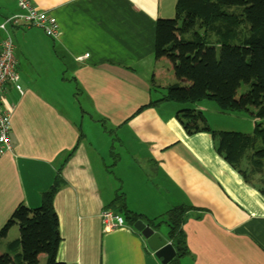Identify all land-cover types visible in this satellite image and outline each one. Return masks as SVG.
Masks as SVG:
<instances>
[{"label": "crops", "instance_id": "1", "mask_svg": "<svg viewBox=\"0 0 264 264\" xmlns=\"http://www.w3.org/2000/svg\"><path fill=\"white\" fill-rule=\"evenodd\" d=\"M31 2L56 16L59 31H8L22 92L13 84L5 90L12 129L0 154V230L19 204L39 206L59 177L58 261L162 264L129 221L105 231L100 218L103 209H119L112 204L119 194L143 218L161 216L162 178L173 204L193 208L183 225L190 251L183 264H264L260 175L246 180V160L236 168L217 152L212 129L189 134L177 118L181 106L162 100L173 83L195 85L207 57L203 47L182 56L157 42L159 18L173 19V31L184 33L177 0ZM19 11L17 0H0V23ZM5 36L0 30V43ZM252 79L236 77L230 93L237 102L247 97L243 109L254 114ZM158 231L169 241L167 226ZM19 235L14 224L0 236V259L13 256L9 244ZM38 258L45 264L46 252Z\"/></svg>", "mask_w": 264, "mask_h": 264}, {"label": "trees", "instance_id": "2", "mask_svg": "<svg viewBox=\"0 0 264 264\" xmlns=\"http://www.w3.org/2000/svg\"><path fill=\"white\" fill-rule=\"evenodd\" d=\"M177 9V15L185 14L183 32L189 37L173 31V19L159 18L157 42H166L168 50L182 56L192 55L201 47L207 55L195 85L185 87L173 83L162 97V100L183 104L177 118L186 131L189 134L212 132L206 119L194 107L204 98L218 102L224 112L245 108L247 97L237 102L230 93L236 77L255 78L251 81L252 98L258 104L253 115L256 119H264V0H177ZM186 59L184 64H187ZM216 150L236 168L246 160L245 179L248 180V175L259 174L264 193V125L255 123L250 133L220 131ZM59 185L57 177L43 192L39 206L30 208L19 204L16 207L0 230V236L6 235L14 224L19 225L20 235L9 244L13 256L0 259V264H40L39 251L47 254L45 264H67L57 259L61 236L53 199ZM113 203L119 204V209L115 210L133 226L136 221L143 220L156 231L160 226L168 227L169 242L176 255L167 264H183L182 259L190 255L183 229L188 212L193 209L190 205H175L161 216L148 219L129 210L120 194Z\"/></svg>", "mask_w": 264, "mask_h": 264}, {"label": "built area", "instance_id": "3", "mask_svg": "<svg viewBox=\"0 0 264 264\" xmlns=\"http://www.w3.org/2000/svg\"><path fill=\"white\" fill-rule=\"evenodd\" d=\"M20 11L0 23V30L6 32L5 38L0 43V154L10 147V132L12 129L10 111L5 106V90L8 84L22 92L19 84L18 61L15 56V43L8 31L10 28L26 27L40 28L49 37H56L59 23L50 11L36 7L31 0H17ZM89 54L79 57L83 59ZM105 231H110L125 224V218L113 209L106 208L100 214Z\"/></svg>", "mask_w": 264, "mask_h": 264}, {"label": "rangeland", "instance_id": "4", "mask_svg": "<svg viewBox=\"0 0 264 264\" xmlns=\"http://www.w3.org/2000/svg\"><path fill=\"white\" fill-rule=\"evenodd\" d=\"M250 91L251 92L247 94L248 97L252 96V89ZM235 92L241 94L242 91L238 89L235 90ZM251 102L255 103V100L252 99ZM174 104H179L181 107L183 106V104H180L178 102H174ZM194 107L199 112V115L200 116L202 115L206 119L208 125L215 133V135H218L220 131H239V132L250 133L254 128L255 121H257L258 124H261V121H259V119H256L254 115L251 113L252 110H250L249 107L247 109H233L229 112H224L221 110L218 102L206 98L195 103ZM262 125H264V121ZM114 136L116 137L117 134L116 135L114 134ZM113 146L114 148L116 146L114 142H113ZM118 147L120 148V146ZM132 162L136 163V161H132ZM163 181L164 180L161 178V213L166 212V209L169 210L170 208L176 205L173 204L175 199L174 196L169 195L167 193V187L163 183ZM256 182L260 183L258 179L256 180Z\"/></svg>", "mask_w": 264, "mask_h": 264}, {"label": "water", "instance_id": "5", "mask_svg": "<svg viewBox=\"0 0 264 264\" xmlns=\"http://www.w3.org/2000/svg\"><path fill=\"white\" fill-rule=\"evenodd\" d=\"M137 229L146 238L150 248L155 251L158 258L162 259V264L169 263L176 255V251L172 244L159 231L154 230L143 220L134 223Z\"/></svg>", "mask_w": 264, "mask_h": 264}]
</instances>
